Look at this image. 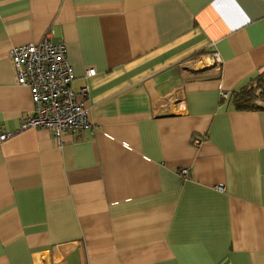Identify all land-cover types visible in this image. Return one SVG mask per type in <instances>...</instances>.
Returning <instances> with one entry per match:
<instances>
[{"label": "crops", "instance_id": "1", "mask_svg": "<svg viewBox=\"0 0 264 264\" xmlns=\"http://www.w3.org/2000/svg\"><path fill=\"white\" fill-rule=\"evenodd\" d=\"M49 31L92 123L60 140L20 129L9 53ZM249 87L260 105L264 0H0V264H264Z\"/></svg>", "mask_w": 264, "mask_h": 264}, {"label": "built area", "instance_id": "2", "mask_svg": "<svg viewBox=\"0 0 264 264\" xmlns=\"http://www.w3.org/2000/svg\"><path fill=\"white\" fill-rule=\"evenodd\" d=\"M50 35L49 31L37 43L13 46L9 53L19 81L31 89L33 97V108L21 120L20 129L46 128L60 140L67 131L90 129L92 123L88 108L79 99L87 95L88 86H81L79 91L72 87L74 72L66 58L65 47L53 43ZM94 74L91 68L85 72V77ZM8 135L0 134V140ZM193 140L199 142L197 138Z\"/></svg>", "mask_w": 264, "mask_h": 264}, {"label": "trees", "instance_id": "3", "mask_svg": "<svg viewBox=\"0 0 264 264\" xmlns=\"http://www.w3.org/2000/svg\"><path fill=\"white\" fill-rule=\"evenodd\" d=\"M263 90V89H262ZM264 93V92H261ZM254 88H243L235 93V101L239 108H255V109H264V97H260V105L256 104V101L253 97Z\"/></svg>", "mask_w": 264, "mask_h": 264}]
</instances>
